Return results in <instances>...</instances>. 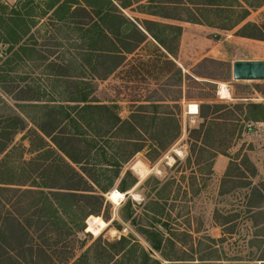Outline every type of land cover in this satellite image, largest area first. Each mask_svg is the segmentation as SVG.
<instances>
[{
  "label": "trees",
  "instance_id": "1",
  "mask_svg": "<svg viewBox=\"0 0 264 264\" xmlns=\"http://www.w3.org/2000/svg\"><path fill=\"white\" fill-rule=\"evenodd\" d=\"M135 4L140 13L210 26H216L208 17L210 13L223 18V14L235 13L240 7L235 19L230 16L219 25L232 30L264 0H49L38 16L50 15L53 29L47 40L74 48L64 55L62 51L46 53L29 43L35 21L28 22L27 18L37 15L40 6L0 3V89L15 101L12 108L0 93V104L11 108L7 114H0V264H222L221 258L209 257L210 253L200 259L167 253V249L177 247L175 235L161 220L164 213L157 209L149 210L147 225H138L149 247L133 234L113 241L100 235L76 255L80 233L86 234L87 230L97 235L112 220L113 205L106 193L117 184L120 191L114 189L109 197L119 203L125 197L123 192L127 196L137 183L131 170L121 177L125 164L146 148L149 159L157 157L182 131L179 117L160 113L158 101L141 105L130 118L123 119L116 103H103L95 93V82L115 73L125 64L127 54L136 51L149 35L168 53L176 54L168 45L166 31L176 29L180 37L183 27L151 19H143L142 24L125 13ZM236 34L264 41V25L247 22ZM36 58L40 60L38 67L53 78L49 79L54 85L48 97L25 77L18 84L12 79L17 60ZM100 65L102 72L98 71ZM177 70L182 80V68ZM258 92L264 94L261 89ZM177 104L181 107L180 102ZM227 106L217 102L199 104L197 115L202 122L198 130L207 133L223 127L225 118L220 112ZM236 106L246 110L242 120L247 124L264 123V103ZM149 107L153 108L151 115L145 110ZM29 125L33 126L28 131L30 149L12 145ZM27 150L34 156L26 159ZM257 175L254 162L243 155L240 162L230 163L223 183L233 182L235 188L245 190L248 219L254 228H262L255 234L259 238L264 237V179L255 182ZM229 177L240 181H229ZM150 205L160 203L154 199ZM120 211L124 220L133 217L129 198ZM239 215L226 217L221 226L226 228ZM234 229L224 234H233ZM252 261L264 264V252Z\"/></svg>",
  "mask_w": 264,
  "mask_h": 264
},
{
  "label": "rangeland",
  "instance_id": "2",
  "mask_svg": "<svg viewBox=\"0 0 264 264\" xmlns=\"http://www.w3.org/2000/svg\"><path fill=\"white\" fill-rule=\"evenodd\" d=\"M139 9L138 4H135L125 13L142 24L143 19H151L183 27L180 37L176 29L169 28L166 31L168 45L176 54H167L166 49L150 37L136 52L127 55V62L115 73L106 80L95 82V93L103 103H116L123 119L130 118L141 105L158 101L160 113L179 117L182 131L179 138L157 157L149 159V149L146 148L125 164L121 177L131 170L137 183L127 192V196L123 192L125 197L119 203H114L109 197L111 191L119 190L117 184L106 193L113 205L110 212L112 220L97 235L87 230L86 234L80 233L76 255L79 256L100 235L103 239L113 241L122 235L133 234L143 246L149 247L145 237L138 231V225H147L151 219L149 210L157 209L164 213L161 220L169 224L171 233L175 235L177 247L167 249V253L183 259H200L210 253L209 257L221 258L222 264H260L252 260L264 252L263 242L261 245L259 243L264 237L255 235L262 228H254L248 219L245 190L235 188L233 182L224 185L223 180L230 163L233 160L240 162L243 155L249 156L257 167L255 182L264 179V123L247 124L242 120L246 110L236 106L249 102L264 103V94L258 92V89L264 91V81L236 80L232 71L236 60H264V41L236 34L247 22L264 25V4L252 9L246 20L232 30L222 29L219 25L228 21L230 16L235 19L241 11L240 7L236 8L235 13L223 14V18L210 13L208 17L216 26L151 16L138 12ZM36 14L40 15V11L36 10ZM50 23V20H45L35 28L29 43L49 54L54 51L57 54L63 52L64 55L68 49L74 51L67 44L60 46L55 44L54 39L47 40L53 29ZM39 63L37 58L33 61L17 60L12 79L15 78L18 84V80L25 77L28 82L46 91V96L51 95L54 84L49 79L53 78L45 75L44 68L38 67ZM177 67L182 68V80ZM102 68L100 65L98 71L102 72ZM223 86L229 95L223 96ZM0 93L14 108L12 97L1 89ZM187 96L193 98L188 99ZM179 102L181 107L177 104ZM206 102L228 105L220 112L221 117L225 118L222 122L224 126L207 133L198 130L202 120L198 112L191 113L190 110L192 104L198 106ZM10 110L8 106L0 104V114H7ZM145 110L151 115L153 108ZM32 127L29 125L20 132L12 145H24L30 149L28 131ZM194 128L197 130L192 131ZM158 129H162V126H158ZM32 156L34 154L27 150L25 158ZM230 179L240 181L238 178ZM128 198L134 214L130 220H124L120 208ZM154 199L159 201L160 206L150 205ZM237 213L240 215L226 228L221 226L220 222L226 217ZM217 215L222 217L218 218ZM134 219L135 222H132ZM232 227L235 228L233 234H224ZM157 256L160 257L159 254ZM164 263L171 264L170 261Z\"/></svg>",
  "mask_w": 264,
  "mask_h": 264
},
{
  "label": "water",
  "instance_id": "3",
  "mask_svg": "<svg viewBox=\"0 0 264 264\" xmlns=\"http://www.w3.org/2000/svg\"><path fill=\"white\" fill-rule=\"evenodd\" d=\"M232 71L236 80L264 81V60H236Z\"/></svg>",
  "mask_w": 264,
  "mask_h": 264
},
{
  "label": "crops",
  "instance_id": "4",
  "mask_svg": "<svg viewBox=\"0 0 264 264\" xmlns=\"http://www.w3.org/2000/svg\"><path fill=\"white\" fill-rule=\"evenodd\" d=\"M10 3H9V2ZM8 1H6V0H4V2H2V1H0V3H2V4H5V5H9V6H19V7H21V6H26V7H30V6H40V8L38 7V9H36V10H39V9H41V7H44V5L45 4H47V2H49V0H8ZM40 11V10H39ZM49 17H50V15H46V16H38V15H31V16H29L28 18H27V20H28V22H31V21H35V26H33L32 27V31H31V34L33 35V33H34V30H35V28H37L39 25H41L43 22H45V20H49ZM50 32V31H49ZM48 32V33H49ZM150 37H152V36H150L149 35V38ZM149 38H147L142 44H141V46L139 47V48H141L142 46H143V44H145L147 41H148V39ZM153 38V37H152ZM154 39V38H153ZM138 48V49H139ZM137 49V50H138ZM136 50V51H137ZM136 51H134V52H136ZM133 52V53H134ZM133 53H129V54H127V55H130V54H133ZM167 54H168V52H167ZM127 60H128V58L126 59V62H127ZM125 62V63H126ZM120 68V67H119ZM118 68V69H119ZM117 69V70H118ZM116 70V71H117Z\"/></svg>",
  "mask_w": 264,
  "mask_h": 264
},
{
  "label": "bare ground",
  "instance_id": "5",
  "mask_svg": "<svg viewBox=\"0 0 264 264\" xmlns=\"http://www.w3.org/2000/svg\"><path fill=\"white\" fill-rule=\"evenodd\" d=\"M221 93L223 94V96H227V95H229V92H228V90L226 89L225 86L222 87ZM196 108H197V106H196L195 104H192V105L190 106L191 113H196ZM139 164H140V163H139ZM138 170H140V168H139ZM142 175H143V174H142ZM142 175H141V176H142Z\"/></svg>",
  "mask_w": 264,
  "mask_h": 264
},
{
  "label": "built area",
  "instance_id": "6",
  "mask_svg": "<svg viewBox=\"0 0 264 264\" xmlns=\"http://www.w3.org/2000/svg\"><path fill=\"white\" fill-rule=\"evenodd\" d=\"M191 110V109H190ZM196 112H198V106H197V108H196Z\"/></svg>",
  "mask_w": 264,
  "mask_h": 264
}]
</instances>
